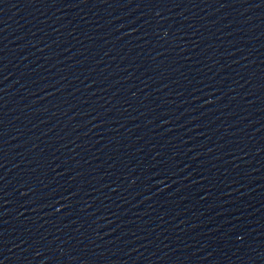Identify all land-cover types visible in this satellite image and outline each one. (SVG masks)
I'll return each mask as SVG.
<instances>
[{
	"label": "water",
	"instance_id": "95a60500",
	"mask_svg": "<svg viewBox=\"0 0 264 264\" xmlns=\"http://www.w3.org/2000/svg\"><path fill=\"white\" fill-rule=\"evenodd\" d=\"M0 264H264V0H0Z\"/></svg>",
	"mask_w": 264,
	"mask_h": 264
}]
</instances>
